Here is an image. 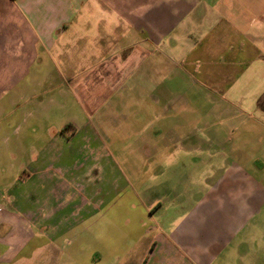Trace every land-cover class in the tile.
Returning a JSON list of instances; mask_svg holds the SVG:
<instances>
[{
  "label": "crops",
  "instance_id": "obj_1",
  "mask_svg": "<svg viewBox=\"0 0 264 264\" xmlns=\"http://www.w3.org/2000/svg\"><path fill=\"white\" fill-rule=\"evenodd\" d=\"M106 228L134 264H264V0H0V264Z\"/></svg>",
  "mask_w": 264,
  "mask_h": 264
},
{
  "label": "rangeland",
  "instance_id": "obj_2",
  "mask_svg": "<svg viewBox=\"0 0 264 264\" xmlns=\"http://www.w3.org/2000/svg\"><path fill=\"white\" fill-rule=\"evenodd\" d=\"M124 234L127 235V233H122L121 231L117 230V233L115 235H112L111 229L106 228L105 232L102 234L103 239H100V241H103L102 249L96 252H94V250L92 249L90 250L92 254H89V250H87L88 254L92 256V259H87L86 264H134V262H132V257H127V254L132 251V247L128 243L130 242V239ZM151 235L152 234H150V236ZM115 237L117 241L115 245L113 244L114 250H112V242L114 241ZM142 243L143 241L135 249L136 254L142 252ZM106 251L111 252L112 255L105 257L104 252Z\"/></svg>",
  "mask_w": 264,
  "mask_h": 264
}]
</instances>
